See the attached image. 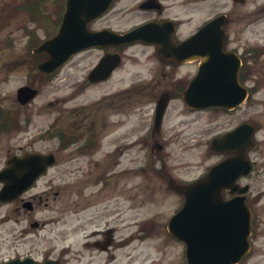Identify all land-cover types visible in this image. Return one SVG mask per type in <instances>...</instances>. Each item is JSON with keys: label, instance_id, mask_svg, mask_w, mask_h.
Returning a JSON list of instances; mask_svg holds the SVG:
<instances>
[{"label": "flooded vegetation", "instance_id": "flooded-vegetation-1", "mask_svg": "<svg viewBox=\"0 0 264 264\" xmlns=\"http://www.w3.org/2000/svg\"><path fill=\"white\" fill-rule=\"evenodd\" d=\"M125 1L134 4L130 9L141 16L132 26L125 29L117 27L119 21L114 22L113 16L116 13L121 15L124 10L116 8L121 0H114L111 7L89 25V29L123 33L131 28H142L139 36L126 43L105 37L100 46L80 51L71 60L81 53L92 57L84 74L87 85L107 82L116 72L127 73L124 67L128 62L135 66L134 70L127 73L126 79L120 75L116 82L121 84L118 90L105 94L95 105L66 109L64 100L61 104L57 102L55 117L49 126L51 131L43 136L55 143L52 150L27 147L23 152H51L54 164L47 168V172L56 169L60 176L67 173L72 179H76L85 165L100 167L98 179L103 183L100 187L112 184L110 179H116L114 197H122L124 191L118 185L122 168L117 166L121 162L123 146L140 147L152 152L165 150L172 140L177 139L176 135H165V115L170 104L179 101L185 111L197 116V123H194L198 129L195 145L200 148L201 157L208 159L209 163L193 178L182 180L173 177L171 182V175H167L166 188L180 206L185 203V197L194 192L182 186L196 180L201 181L196 195L207 196L200 201V207L241 198L237 203L234 200L231 207H240L241 204L251 212L249 250L237 263L247 264L259 249L255 242L261 236L260 228L264 222L260 217V213L264 214V203L260 205L264 198V96L260 98L258 95L261 79L253 77L252 63L258 58L257 47L252 48L245 31L252 22L264 20V0L256 6H252L253 0ZM220 16L221 20L214 21ZM135 49L139 50L138 55L130 57L131 50ZM102 59H106V64L92 73ZM35 63L36 69L38 63ZM31 81L29 78L24 84L31 85ZM190 86L197 91L196 98L201 101L196 107L187 105L181 97ZM162 94L167 95L168 104L160 125L155 126L156 104ZM206 99L222 102H202ZM139 102L152 103L146 122L140 118L145 114L143 110L135 112L140 109ZM107 113L119 116L120 126H126L127 130L112 126L111 132H108ZM237 128L236 135H229ZM1 129L0 134H4V128ZM224 160L233 162L228 170L222 171L231 172L229 184L204 180L210 167ZM169 184L179 187L180 192L169 188ZM27 193L9 203L13 205L11 211L20 214L25 222L21 229L23 234L45 225L44 221L34 218L33 213L36 208L47 205L49 190ZM54 194L59 196L58 191ZM72 203V215L76 221L83 220L97 227L85 235L84 247L89 253L74 254L70 259L72 264H82V258L84 264H101L102 257H119L112 251L122 245L115 236L118 223H123V209L90 206L82 217L77 203L74 200ZM154 222L153 219L136 224L138 229L147 230ZM166 222L161 225L164 230ZM146 223L148 226H144ZM103 224L105 226L100 227ZM168 235L171 239L172 236ZM56 259L63 264V257ZM263 262L264 259H256L254 264Z\"/></svg>", "mask_w": 264, "mask_h": 264}, {"label": "rangeland", "instance_id": "rangeland-1", "mask_svg": "<svg viewBox=\"0 0 264 264\" xmlns=\"http://www.w3.org/2000/svg\"><path fill=\"white\" fill-rule=\"evenodd\" d=\"M21 1L0 0V121L3 122L5 118L10 120V130L0 134V168L4 166L8 154H20L27 147L52 150L55 143L43 136L51 131L49 126L55 117L57 102L61 104L64 100L66 109L95 105L105 94L118 90L121 84L116 83L117 78L122 75L126 79L127 73L135 67L128 62L124 67L127 73L116 72L107 82L87 85L84 74L92 57L81 53L56 75L40 78L30 63H16L15 60L16 57H27L28 62L40 59L32 56L29 50L56 30L64 0H39L41 3L30 0L34 4L40 3L39 9L33 13L39 18L33 21L24 12L15 11L16 4ZM261 1L253 0L252 6ZM133 6L125 0L117 3L116 8L122 7L121 11L124 10L121 15L116 13L113 16L114 22L119 21L117 27L125 29L141 17L130 9ZM39 10L44 17H40ZM245 35L252 48L257 47L258 58L252 63V70L253 77L261 79L258 95L263 98L264 20L252 22ZM138 51L131 50L130 57L138 55ZM29 78L32 79L31 85L39 91L33 100L22 106L17 102L15 93ZM138 107L140 109L135 112L143 110L145 114L140 118L146 122L152 103L139 102ZM107 119L108 132H111L112 126H120L119 116L107 113ZM194 123H197L196 114L185 111L179 101H174L165 115L164 132L167 137L176 135L177 139L172 140L165 150L152 152L140 147L123 146L121 162L117 166L118 169L122 168V178L118 180V185L124 191L122 197H114L116 179H110L112 184L106 183L101 188L103 183L98 179L100 167L85 165L76 179L70 178L67 173L60 176L56 169H51L27 193L49 190L47 205L36 208L33 213L34 218L45 222L43 227L23 234L21 229L25 222L20 214L11 211L12 204L0 203V262L31 255L36 258L63 257V264H69L74 254L89 253L84 247L85 235L97 227L83 220H75L72 215L74 200L82 217L90 206L109 210L115 206L116 210L122 208L124 211L123 223H118L115 236L122 245L112 251L119 257H102L99 261L101 264H183L184 245L173 237L170 239L168 231L161 225L179 206L177 199L166 188L167 175L182 180L193 178L209 163L208 159L201 157L200 148L195 145L198 129ZM125 127L120 126V129L125 131ZM104 166L107 167V164ZM54 191L59 192L58 197H55ZM263 203L264 198L260 205ZM260 217L263 222L264 214L260 213ZM153 219L155 224L152 227L138 229L137 222L148 223ZM147 223L144 226H148ZM74 226L77 227L73 230ZM260 232L261 236L255 242L259 249L247 264L264 259V222ZM82 261L84 264V258ZM70 262L72 264V260Z\"/></svg>", "mask_w": 264, "mask_h": 264}, {"label": "water", "instance_id": "water-1", "mask_svg": "<svg viewBox=\"0 0 264 264\" xmlns=\"http://www.w3.org/2000/svg\"><path fill=\"white\" fill-rule=\"evenodd\" d=\"M111 2L112 0H66L57 32L33 49L36 54L46 55V58L39 63V69L44 73H52L73 53L100 44L103 31H89L87 27L91 21L109 8ZM135 34L136 30H130L122 35L117 34V38L121 42H130L136 38ZM99 68L101 65L97 66V69ZM193 88V86L189 87V90L183 93V98L188 104L195 106L198 100L194 99ZM35 94V89L21 86L16 91V98L24 104ZM166 100L167 96L163 94L157 105V121L160 119ZM53 162L51 154L38 152L9 156L5 167L0 169V182L2 183L0 202L11 201L31 187L35 180L45 172L46 167ZM224 165L221 162L212 166L207 180H214L220 185L229 184L226 177H230L231 174L222 172ZM214 175L217 177L213 178ZM197 187L195 182L188 189L194 191ZM187 199L185 206L172 215L167 224L168 230L185 243L187 264L238 262L249 247V210L245 207L232 208V203H229L226 208L220 205L219 208L215 206L199 210L197 209L199 198L190 195ZM0 264L58 263L50 258L39 262L27 256L23 259L13 258Z\"/></svg>", "mask_w": 264, "mask_h": 264}]
</instances>
